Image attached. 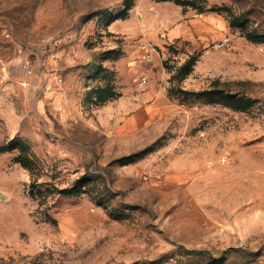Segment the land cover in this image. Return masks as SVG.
I'll return each instance as SVG.
<instances>
[{"label":"rangeland","instance_id":"rangeland-1","mask_svg":"<svg viewBox=\"0 0 264 264\" xmlns=\"http://www.w3.org/2000/svg\"><path fill=\"white\" fill-rule=\"evenodd\" d=\"M183 1L0 0L7 264H264V0Z\"/></svg>","mask_w":264,"mask_h":264},{"label":"built area","instance_id":"built-area-1","mask_svg":"<svg viewBox=\"0 0 264 264\" xmlns=\"http://www.w3.org/2000/svg\"><path fill=\"white\" fill-rule=\"evenodd\" d=\"M231 43V38L226 35L219 41L215 43V46L217 48L220 47H226L229 46ZM56 44H57V38L56 37H46L40 40V43L37 45V47L31 52V53H26L23 62H24V70L23 74L24 76L22 77V83L26 86L30 85V80L31 77H34L36 75H40L43 80L42 82L45 83L47 74H46V61L47 59H51L53 61V67L51 69V72L56 73V79L57 82H63V75L57 74L59 71L58 68V59L59 55L56 52ZM147 78L143 77L142 78V83H146ZM62 109V106L59 107Z\"/></svg>","mask_w":264,"mask_h":264},{"label":"trees","instance_id":"trees-1","mask_svg":"<svg viewBox=\"0 0 264 264\" xmlns=\"http://www.w3.org/2000/svg\"><path fill=\"white\" fill-rule=\"evenodd\" d=\"M159 1H174L177 4H182V5H185V3H186V1H183V0H159ZM113 21H114L113 19H110L109 24H111ZM248 38H250L251 40H253L255 42H264V37H258V36H255V35H248ZM196 61H197V58L194 56V57H192V59L189 62H187L183 66L182 70L185 69V67H187L188 63H189V66H190L186 70L185 74H188L191 71V67L193 66V64H195ZM209 92L216 94L218 97H221V95H220L221 92L220 91H209ZM16 148H17V146L13 142H11V143H3V144H0V153L7 152V151H12V150H14ZM136 156H138V155L125 156V157L120 159V162L125 164V163L129 162L130 160H132L133 158H135ZM19 161L22 162V160H19ZM83 179H85V177L77 179L73 183L72 186L62 188V189H60L59 192L63 193V194H67V195H75V194H80V193L84 192L83 187H84V182L85 181ZM187 251L191 252L193 254H196V255L209 254L208 251H206L204 249H199V248L187 249ZM166 257H168V256H166ZM0 264H7L6 260L3 257H0Z\"/></svg>","mask_w":264,"mask_h":264},{"label":"crops","instance_id":"crops-1","mask_svg":"<svg viewBox=\"0 0 264 264\" xmlns=\"http://www.w3.org/2000/svg\"><path fill=\"white\" fill-rule=\"evenodd\" d=\"M185 25L189 28L190 31L187 30V31L185 32V34H182V32L179 31V32H181L182 36H183L184 38H186V37H191V36L195 35L194 30H193V28H192V25L189 24V23H186ZM174 34L176 35V33H174ZM35 78H37V77L34 76V77H31V79L29 78V80H30V85H29V86H36V85H37L38 81H37V79H35Z\"/></svg>","mask_w":264,"mask_h":264}]
</instances>
